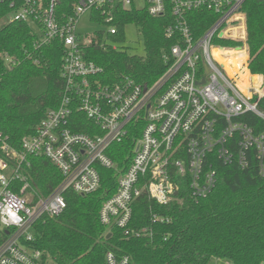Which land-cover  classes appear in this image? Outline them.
<instances>
[{"label": "built area", "instance_id": "2783aa9c", "mask_svg": "<svg viewBox=\"0 0 264 264\" xmlns=\"http://www.w3.org/2000/svg\"><path fill=\"white\" fill-rule=\"evenodd\" d=\"M245 1L75 0L66 19L56 12L60 0L11 1L10 21L29 24L41 44L63 43L64 86L58 106L45 114L32 136L22 139L19 152L0 134L6 154L0 158V228L5 234L0 264H50L29 246L33 224L43 215L62 213L66 191L90 195L100 187L101 170L117 172L107 150L121 143L129 131H139L131 159L117 178L115 192L99 210L100 223L126 237L146 234L130 227L133 204L142 194L165 206L177 198L182 185L199 202L215 187L216 163L237 162L244 168L250 156L259 161L264 176V131L255 132L246 122L250 114L264 121L258 109L264 84L248 67ZM116 9L171 17L164 37L174 44L162 53L166 70L151 85L128 77L107 82L101 78L103 68L85 58L93 32L78 34L79 19L87 14L102 28L100 47L115 50L118 45L108 36L117 34ZM200 13L211 23L198 33L192 20ZM97 17L102 25L93 20ZM79 115L87 120L86 133L75 131L83 124ZM29 156L45 158L61 174V183L47 197L40 196L22 173L30 166ZM17 181L22 182L19 193L11 189ZM153 216V222H165ZM105 264H129V258L107 252Z\"/></svg>", "mask_w": 264, "mask_h": 264}, {"label": "trees", "instance_id": "16d2710c", "mask_svg": "<svg viewBox=\"0 0 264 264\" xmlns=\"http://www.w3.org/2000/svg\"><path fill=\"white\" fill-rule=\"evenodd\" d=\"M12 0H0V134L15 151L21 150L23 138L35 133L45 114L58 106L63 90L60 76L64 46L59 40L46 44L29 24L8 20ZM75 0H60L57 14L65 19L72 13ZM246 45L249 71L260 75L264 84V0H246ZM94 18V17H93ZM103 24L101 18L95 19ZM171 17L152 18L144 11L115 10L113 25L117 34L108 36L112 43L124 41V28L134 26L144 42L143 56L126 50L102 49V30L89 35L93 41L84 49L85 58L103 68V79L115 82L128 77L141 85L153 84L166 70L162 53L174 44L164 37ZM192 27L198 33L211 21L193 15ZM225 46H236L224 42ZM264 114V97L258 103ZM75 131L85 132L87 120ZM255 132L264 131V121L248 115L246 121ZM139 131H129L121 143L113 144L107 155L117 165V172L101 170L99 189L87 196L66 191V207L58 216H41L32 226L29 246L40 251L50 264H105L107 252L129 258V264H210L223 260L230 264L264 262V176L259 161L250 156L246 167L237 162L216 163L217 180L210 195L195 202L188 186L180 188L177 198L165 206L142 194L133 204L130 227L146 234L126 237L115 227L106 228L99 220L102 203L116 189L117 178L131 159L133 142ZM0 158L6 154L1 149ZM29 168L22 173L42 197L49 196L61 183L59 171L41 156L27 157ZM264 164V158H263ZM22 182L11 189L19 193ZM153 215L165 222H153ZM109 235V237H107ZM5 234L0 228V243Z\"/></svg>", "mask_w": 264, "mask_h": 264}, {"label": "rangeland", "instance_id": "374dc122", "mask_svg": "<svg viewBox=\"0 0 264 264\" xmlns=\"http://www.w3.org/2000/svg\"><path fill=\"white\" fill-rule=\"evenodd\" d=\"M10 18V17H9ZM9 18L4 19L1 23H5ZM102 28L91 22L87 14L83 15L77 24V33L80 35H86L92 33ZM119 48H122L127 51L128 54L143 56L145 53L144 42L141 38V35L138 33L137 29L132 26H126L124 28V41L122 43H115Z\"/></svg>", "mask_w": 264, "mask_h": 264}, {"label": "water", "instance_id": "95a60500", "mask_svg": "<svg viewBox=\"0 0 264 264\" xmlns=\"http://www.w3.org/2000/svg\"><path fill=\"white\" fill-rule=\"evenodd\" d=\"M107 237H109V235H107Z\"/></svg>", "mask_w": 264, "mask_h": 264}, {"label": "bare ground", "instance_id": "6f19581e", "mask_svg": "<svg viewBox=\"0 0 264 264\" xmlns=\"http://www.w3.org/2000/svg\"><path fill=\"white\" fill-rule=\"evenodd\" d=\"M234 54V53H233Z\"/></svg>", "mask_w": 264, "mask_h": 264}]
</instances>
